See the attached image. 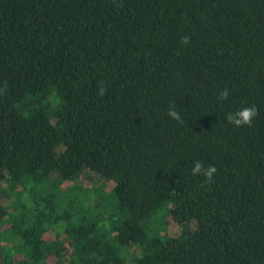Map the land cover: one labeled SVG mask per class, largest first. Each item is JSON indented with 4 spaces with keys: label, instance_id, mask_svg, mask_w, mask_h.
Wrapping results in <instances>:
<instances>
[{
    "label": "trees",
    "instance_id": "16d2710c",
    "mask_svg": "<svg viewBox=\"0 0 264 264\" xmlns=\"http://www.w3.org/2000/svg\"><path fill=\"white\" fill-rule=\"evenodd\" d=\"M0 262L264 264V0H0Z\"/></svg>",
    "mask_w": 264,
    "mask_h": 264
},
{
    "label": "clouds",
    "instance_id": "9594fccd",
    "mask_svg": "<svg viewBox=\"0 0 264 264\" xmlns=\"http://www.w3.org/2000/svg\"><path fill=\"white\" fill-rule=\"evenodd\" d=\"M189 42L188 37L182 38V43L187 44ZM104 89L101 88L100 94L103 95ZM228 90L224 89L220 92L221 98H227ZM168 116L172 119H180V115L178 112L173 110L172 108L168 111ZM257 116V109L255 105L240 107L235 113H230L227 116V119L230 124H233L237 127L239 126H250ZM217 172V168L215 165H208L205 166L201 161H196L194 167L191 169V174L196 176L197 174H202L204 177L207 178L209 182H211L214 178V174Z\"/></svg>",
    "mask_w": 264,
    "mask_h": 264
},
{
    "label": "rangeland",
    "instance_id": "374dc122",
    "mask_svg": "<svg viewBox=\"0 0 264 264\" xmlns=\"http://www.w3.org/2000/svg\"><path fill=\"white\" fill-rule=\"evenodd\" d=\"M77 185L83 187V188H95L98 186L101 182H103V178L89 170L84 171L81 176H79L78 179L75 180ZM12 201V199H11ZM2 202L3 204L9 203L8 199L2 197ZM166 222H167V232H173L176 235H179L180 232L182 231L183 228H185L182 225H179L171 215H167L166 217ZM189 228L194 229L195 228V223L189 224ZM165 231H162V234H164ZM138 248L136 246L130 248V253L131 255H136L138 254ZM1 264V262H0Z\"/></svg>",
    "mask_w": 264,
    "mask_h": 264
}]
</instances>
